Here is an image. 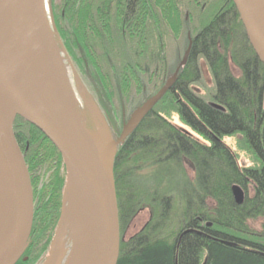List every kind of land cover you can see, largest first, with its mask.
I'll return each instance as SVG.
<instances>
[{
  "label": "trees",
  "instance_id": "trees-1",
  "mask_svg": "<svg viewBox=\"0 0 264 264\" xmlns=\"http://www.w3.org/2000/svg\"><path fill=\"white\" fill-rule=\"evenodd\" d=\"M51 12L80 79L117 129L118 122L122 130L129 120H123L126 111L132 115L177 74L172 88L117 148L120 228L125 231L141 212L150 213L140 233L126 240L121 235L118 264H264V65L234 2L61 0L52 3ZM195 22L187 65L166 77L167 40ZM200 59L215 83L210 101L192 89L201 79ZM171 114L206 143L173 124ZM14 131L35 199L30 245L18 264H37L58 228L67 172L59 151L35 126L18 120ZM236 134L255 158L251 167L241 168L224 142ZM234 185L245 191L241 206L234 201ZM186 230L199 232L180 240Z\"/></svg>",
  "mask_w": 264,
  "mask_h": 264
},
{
  "label": "water",
  "instance_id": "water-1",
  "mask_svg": "<svg viewBox=\"0 0 264 264\" xmlns=\"http://www.w3.org/2000/svg\"><path fill=\"white\" fill-rule=\"evenodd\" d=\"M232 1L249 44L264 65V0ZM191 49L192 42L180 68L187 65ZM69 68L78 79L43 0H0V264L22 260L34 226L31 175L14 131L18 120L32 124L48 138L67 172L62 214L48 264L69 195L78 227L66 264H118L122 238L114 175L117 148L172 88L177 74L134 111L116 141L105 125L93 132L81 118ZM232 195L238 206L244 204L241 186H232ZM149 220L150 214L136 234ZM196 232L186 230L180 240Z\"/></svg>",
  "mask_w": 264,
  "mask_h": 264
},
{
  "label": "rangeland",
  "instance_id": "rangeland-1",
  "mask_svg": "<svg viewBox=\"0 0 264 264\" xmlns=\"http://www.w3.org/2000/svg\"><path fill=\"white\" fill-rule=\"evenodd\" d=\"M44 6L47 10L48 17L51 21V6L54 2L56 5L60 4L61 0H43ZM198 22H195L194 24H187V30L184 29L182 32V35L178 38H170L167 40V64H168V75H174L176 70L181 67V63L183 61V58L185 56V53L187 51V48L189 46V39L193 35V29L198 26ZM71 60V59H70ZM72 62V61H71ZM73 64V62H72ZM198 65L201 70V79L198 83L194 84L192 86V89L200 96L204 97L207 101H210L213 94L215 93V83L212 78V75L210 74L209 68L206 64V62L203 59H200L198 62ZM74 66V64H73ZM69 77L72 81V91L75 99L76 108L78 110V113L80 114L83 121L86 123L87 127L93 131L96 132V130L101 129V127H106L110 135L118 141L121 130V121L116 123L115 119V125L118 124V129L109 122L107 116L102 111L101 102L98 101L97 97L94 95V92L91 91L85 84H83L80 77L77 79L73 70L69 68ZM144 101V100H143ZM136 103V102H135ZM142 103V102H141ZM118 105V104H117ZM156 107V106H155ZM126 117L123 119L124 121L127 120L130 115L128 111H126ZM169 120L185 129L187 132H190L195 138L200 140L201 142H205L202 137L195 134L189 127H187L182 121L180 120L179 116L176 114H171L169 116ZM128 121V120H127ZM125 121V122H127ZM17 122V121H16ZM15 122V123H16ZM225 144L231 149V151L234 153V155L237 158L238 164L241 168H247L251 167L255 164V158L251 151L248 149L246 144L244 143L242 139L241 134H236L233 136H227L224 138ZM43 171V170H42ZM44 173V171H43ZM155 180V179H154ZM152 180V182L154 181ZM149 211L141 212L136 219L134 223L131 224V226L125 231L124 235L128 239L129 237L136 234L141 227L147 222L149 219ZM255 226L254 228L259 229V224L253 223ZM53 243V242H52ZM74 244V239L71 237L63 250L61 251V256L64 257L67 260L69 259L72 248ZM52 248V247H50ZM51 249H49L48 253L44 258L41 259L37 264H48L50 259V253Z\"/></svg>",
  "mask_w": 264,
  "mask_h": 264
},
{
  "label": "bare ground",
  "instance_id": "bare-ground-1",
  "mask_svg": "<svg viewBox=\"0 0 264 264\" xmlns=\"http://www.w3.org/2000/svg\"><path fill=\"white\" fill-rule=\"evenodd\" d=\"M77 219L75 204L72 196L69 195L65 207L63 210L62 222L59 228V232L55 241L54 250L52 253V263L51 264H66L67 258L61 256V251L65 247L67 241L77 233Z\"/></svg>",
  "mask_w": 264,
  "mask_h": 264
},
{
  "label": "flooded vegetation",
  "instance_id": "flooded-vegetation-1",
  "mask_svg": "<svg viewBox=\"0 0 264 264\" xmlns=\"http://www.w3.org/2000/svg\"><path fill=\"white\" fill-rule=\"evenodd\" d=\"M130 227V226H129ZM121 229V228H120ZM126 231V230H125ZM125 231H123L122 229H121V235L123 234L124 235V233H125ZM124 237V239L126 240L127 238L125 237V235L123 236Z\"/></svg>",
  "mask_w": 264,
  "mask_h": 264
}]
</instances>
